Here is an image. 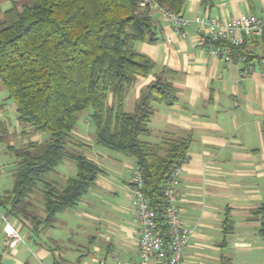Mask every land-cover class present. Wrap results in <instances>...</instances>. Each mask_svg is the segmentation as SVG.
I'll list each match as a JSON object with an SVG mask.
<instances>
[{"label":"crops","instance_id":"0c3cea01","mask_svg":"<svg viewBox=\"0 0 264 264\" xmlns=\"http://www.w3.org/2000/svg\"><path fill=\"white\" fill-rule=\"evenodd\" d=\"M12 1L22 0H0V13ZM202 2L185 0L180 13L190 21L185 37L174 32L158 9L151 11L156 42L136 43L134 49L149 57L154 69L128 90L123 110L132 112L140 92L159 75L173 86L175 101L169 106L153 104L151 134L143 140L153 144L163 138L190 140L177 199L191 236L179 264H264L262 218L255 214L264 205V78L258 64L264 57V35L247 38L240 48L239 55L250 57L252 67L242 75L248 65L240 59L225 64L202 49L196 22L204 15L220 21L247 14L262 17L264 0ZM12 110L15 113L14 105ZM12 128L8 134L21 131L16 120ZM23 140L25 144L27 139ZM29 140L42 142L46 137L35 135ZM76 140L89 146L82 152L101 174L78 205L57 214L53 226L38 238L31 240L20 221L8 220L24 237L13 252L6 248L0 220L2 264H53L55 259L73 264L64 259L65 253L75 255V264L138 263L137 223L130 210L129 190L135 160L97 146L94 139ZM9 143L14 145L12 140ZM60 166L61 171L43 179L61 186L76 172L71 161ZM225 218L231 223L230 234L224 232ZM79 230L88 234H78Z\"/></svg>","mask_w":264,"mask_h":264},{"label":"trees","instance_id":"16d2710c","mask_svg":"<svg viewBox=\"0 0 264 264\" xmlns=\"http://www.w3.org/2000/svg\"><path fill=\"white\" fill-rule=\"evenodd\" d=\"M142 1L22 0L0 13V94H6L0 111L13 102L20 134L27 139L19 149L8 145L15 155L14 180L0 196V213L20 221L31 240L51 228L57 214L74 209L101 174L82 152L89 146L71 136L87 111L95 144L135 160L149 207L157 220L163 218L164 185L172 169L186 162L190 140L163 138L153 144L141 139L151 134L153 104L175 101L173 86L161 75L140 92L132 112L123 110L128 90L154 69L153 61L134 49L136 43L156 42L152 10L141 7ZM150 1L176 15L185 3ZM0 135V141L9 142L16 134H8L1 122ZM35 135L48 138L29 140ZM65 160L75 164V176L61 186L43 179ZM255 214L262 218L264 238V205ZM223 228L231 233L228 218ZM53 264L63 263L55 259Z\"/></svg>","mask_w":264,"mask_h":264},{"label":"built area","instance_id":"2783aa9c","mask_svg":"<svg viewBox=\"0 0 264 264\" xmlns=\"http://www.w3.org/2000/svg\"><path fill=\"white\" fill-rule=\"evenodd\" d=\"M146 5L151 10L158 9L162 17L173 25L174 32L185 37V27L189 24V20L158 8L150 0H143L140 3L141 7ZM196 22L200 27L199 44L207 54L225 64H232L236 59H240L248 65L241 74L247 75L251 72L252 67L247 63V57L240 56L238 51L247 38L264 35V16L247 14L220 21L204 15L196 19ZM258 64L263 67L261 76L264 78V57L258 59ZM182 167L183 164L174 167L164 185L162 191L164 214L161 221L157 220L144 196L139 169L136 167L133 170L129 180V190L130 210L137 223V264H179L181 261L183 250L187 247L191 236V231L181 218L177 199ZM0 220L3 224L2 233L6 248L9 252H13L19 244L24 243V237L1 213Z\"/></svg>","mask_w":264,"mask_h":264},{"label":"rangeland","instance_id":"374dc122","mask_svg":"<svg viewBox=\"0 0 264 264\" xmlns=\"http://www.w3.org/2000/svg\"><path fill=\"white\" fill-rule=\"evenodd\" d=\"M5 95H6L5 92L2 91L0 94V101L2 100L3 97H5ZM13 105L14 104L11 101L6 102V105H5V108L3 111L5 118L2 121L5 123L7 128H11L12 130H13L12 127L15 126V113L12 110ZM88 116H89V111L84 112V113L79 115V119L75 125V128L71 132V136L74 139H91V140L94 139V127L89 123ZM45 137L48 138V135H45ZM8 138H9V140H12V143H14V146L16 149H19L24 144L23 143L24 140H23L22 135L20 133L18 135H11V136L9 135ZM143 138L144 137H141V139H143ZM18 139H22V140L20 141ZM7 140L4 142L0 141V196L3 193L10 191L12 189L13 180H14L13 175H14V169H15V167H14L15 155H14V153H12L8 150V145H10V143ZM55 170L61 171L62 168L59 165ZM75 173L76 172H73L72 175H75ZM49 175H50V172L46 173L43 177H48ZM57 180L59 181L58 177H57ZM58 186H60V185H58ZM90 211H94V209L90 208ZM95 211H97V210H95ZM86 233H87V231H83V230L80 231L79 230L78 234H86ZM78 241H80V240L78 239ZM64 259L67 261H70L73 264L76 263L75 255L73 253H65ZM98 259H100V258L98 257ZM88 260H89V258L87 257V261ZM106 263H108V262H106Z\"/></svg>","mask_w":264,"mask_h":264}]
</instances>
